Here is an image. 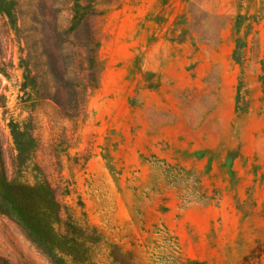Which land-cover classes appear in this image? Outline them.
Returning a JSON list of instances; mask_svg holds the SVG:
<instances>
[{
    "label": "rangeland",
    "instance_id": "1",
    "mask_svg": "<svg viewBox=\"0 0 264 264\" xmlns=\"http://www.w3.org/2000/svg\"><path fill=\"white\" fill-rule=\"evenodd\" d=\"M4 184L85 264H264V0H0ZM0 264H59L1 202Z\"/></svg>",
    "mask_w": 264,
    "mask_h": 264
},
{
    "label": "trees",
    "instance_id": "2",
    "mask_svg": "<svg viewBox=\"0 0 264 264\" xmlns=\"http://www.w3.org/2000/svg\"><path fill=\"white\" fill-rule=\"evenodd\" d=\"M10 15V13H9ZM75 95L83 96L84 92L78 91V85L73 86ZM63 93H56L53 100L65 111H69L64 105V99H60ZM64 96V95H62ZM61 98H64L62 97ZM76 105L79 99H73ZM18 144V143H17ZM20 143L18 147L20 148ZM21 151V150H20ZM22 159V151L19 155ZM49 197V195H48ZM39 188H31L23 184H4L0 189V202L5 211L17 221L23 231L39 246L51 259L59 264L68 262L65 257H70L73 262L85 264L91 260L94 244L86 245L84 227L77 222L67 223L68 235H59L55 232L54 224L55 207L53 199L48 198ZM93 232V233H92ZM95 231H91L94 234ZM91 242H89L90 244ZM93 247V248H92Z\"/></svg>",
    "mask_w": 264,
    "mask_h": 264
}]
</instances>
